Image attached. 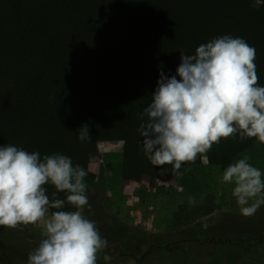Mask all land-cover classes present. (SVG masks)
Segmentation results:
<instances>
[{
  "label": "trees",
  "instance_id": "16d2710c",
  "mask_svg": "<svg viewBox=\"0 0 264 264\" xmlns=\"http://www.w3.org/2000/svg\"><path fill=\"white\" fill-rule=\"evenodd\" d=\"M225 35L255 48L258 84L264 87V7L255 0H0V146L39 152L41 159L70 157L88 173L84 182L91 177L90 141L121 143V170L129 180L173 168L153 165L142 151L144 109L161 72L176 75L180 52L194 55L201 44ZM86 124L91 138L81 142L78 129ZM257 144L237 134L185 164L201 166L205 159L226 169ZM44 187L50 199L55 193L66 201L67 193ZM62 210L76 209L66 202ZM134 237L131 253L119 251L138 264L264 259V235L165 246L143 243L144 234ZM215 249V261H206Z\"/></svg>",
  "mask_w": 264,
  "mask_h": 264
},
{
  "label": "clouds",
  "instance_id": "9594fccd",
  "mask_svg": "<svg viewBox=\"0 0 264 264\" xmlns=\"http://www.w3.org/2000/svg\"><path fill=\"white\" fill-rule=\"evenodd\" d=\"M180 58L176 75L169 78L161 72L152 102L144 109L148 119L138 131L146 158L179 172L183 164L194 163L214 144L237 134L264 144V87L258 84L255 48L225 35L201 44L194 55L180 52ZM90 138L87 124L78 129L81 142ZM249 160L243 156L222 175L223 183L233 185L244 217L264 205V173ZM87 174L61 154L41 159L39 152L0 146V227H41L43 238L27 264H97L107 241L84 215ZM48 184L67 193L66 201L55 193L50 199L44 187ZM66 202L76 210H62ZM189 203H195L192 197ZM102 259L109 264L112 257L105 254Z\"/></svg>",
  "mask_w": 264,
  "mask_h": 264
},
{
  "label": "rangeland",
  "instance_id": "374dc122",
  "mask_svg": "<svg viewBox=\"0 0 264 264\" xmlns=\"http://www.w3.org/2000/svg\"><path fill=\"white\" fill-rule=\"evenodd\" d=\"M255 5L264 7V0H255ZM88 150L91 177L85 181L89 204L85 206L84 215L96 223L101 237L107 241V248L99 254L97 262H105L102 259L105 254L116 255L117 260L109 264L130 262L119 250L131 253L135 237L123 236L125 230L114 228L112 218L102 210L103 206L113 204L134 209L135 219L151 221L149 226L133 230L134 235H146L143 243L165 246L194 238L237 240L264 235V205L255 215L244 217L232 195L233 185L222 182L225 169L210 167L205 159L201 166L184 164L179 172H174L173 168L163 169L133 181L121 173V143L90 141ZM245 155L250 157L249 163L264 173V144H257ZM107 173L114 174L109 182L105 180ZM109 188L114 189L110 197L106 194L112 191ZM189 197L195 203H189ZM42 238L33 236L32 225L17 229L0 227V264H27L29 253L39 246ZM218 254L220 251L215 249L206 261H215ZM238 264H264V259L247 258Z\"/></svg>",
  "mask_w": 264,
  "mask_h": 264
},
{
  "label": "crops",
  "instance_id": "0c3cea01",
  "mask_svg": "<svg viewBox=\"0 0 264 264\" xmlns=\"http://www.w3.org/2000/svg\"><path fill=\"white\" fill-rule=\"evenodd\" d=\"M106 176L107 178L105 180L106 182H109L110 176H112L113 178L114 174L112 175V174L107 173ZM109 189L110 191L111 190L112 191L110 193L109 192L106 193L108 197L112 196V192L114 190L112 188H109ZM102 210L103 212L106 213L107 216L112 218L110 221L114 228L125 230V233L122 234L123 236H128L129 234H131L134 237V234H133L134 228L147 227L151 224V221H149L148 219L146 220L145 218L135 219L134 217L137 215L135 210L128 206L127 207L120 206V205L118 206V205L113 204V206H108V205L103 206ZM32 232H33V236H42L41 227L39 225H36V226L32 225ZM125 242H129V241L125 240ZM114 257L116 258V255H114ZM126 258L130 259V262L125 263V264H138V262L134 258H131L129 256H126Z\"/></svg>",
  "mask_w": 264,
  "mask_h": 264
}]
</instances>
